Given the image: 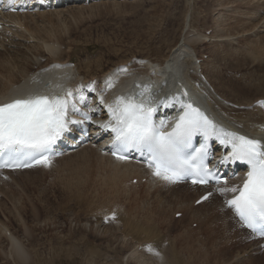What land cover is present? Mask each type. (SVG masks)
I'll list each match as a JSON object with an SVG mask.
<instances>
[{"label":"rangeland","instance_id":"1","mask_svg":"<svg viewBox=\"0 0 264 264\" xmlns=\"http://www.w3.org/2000/svg\"><path fill=\"white\" fill-rule=\"evenodd\" d=\"M217 1L219 0H175L174 2L171 0H105L91 6H83V9H85L81 11L75 6H73L75 7L73 9L69 6L67 8L65 7V9H60L61 13L56 12V10L58 11L56 9L50 12L42 10L39 13L26 14L19 17V21L21 20L20 23H22L21 25L27 19V23L23 27L17 24V22L13 23L12 19H6L3 16L2 18L4 20H0V53L5 52V47H11V50L17 49L21 53L29 54L30 61L37 62V64L33 66L29 65L27 69L35 73L39 71L44 72V70L55 63L54 60H57L58 64L61 62L63 64L70 63V66L74 68L73 74H75L74 77L72 75L71 78L73 79L71 81H74L76 79L82 80L85 75H91L87 72L85 64L83 63L90 62L94 64L102 58L106 73L118 70L120 65L127 63L134 67L136 66L135 69H137L146 64L145 61H150L155 65L160 64L162 67H165L175 55L176 49L192 40L190 44L195 54L198 55L197 58L204 60V64L201 63V65L203 64L205 66L206 62L212 60L213 64L211 67H216L217 69L220 67L223 74L221 79L218 80V85L226 88H221L219 90L220 92H217L218 90L216 91L217 87L212 82L213 87L215 86V89L211 87L213 90L206 83L207 89L204 95L206 104L207 106L209 105V110L217 113L221 117V121H226L228 125L239 126L240 123L238 122L241 119L235 115L237 113H246L247 110H250L249 107L252 106L242 105V107L241 103L253 101L262 96L257 95L255 88L239 89L244 84H249L251 79L253 81L255 79V81L264 79V58L252 62L250 66L245 64L238 66L236 60L217 62L215 61V57L211 59V52L212 48L217 47L213 46V44L218 42L220 51L224 52L220 44L221 39H213L210 36L219 27L221 30L225 29L226 32L218 30V36H229L232 32H235L234 36L226 39L229 42L228 47L231 49L229 50L227 47V50L234 51L232 53L230 52V54L241 55L248 49L250 46L248 45L249 43L252 44L257 40L256 43L264 45V29L263 31L259 30L264 21L260 23V26L258 24L259 21L256 22L257 18L254 16L253 11L251 12L252 9H248L249 7L244 4L250 2V0H224V5L222 4L220 7ZM251 17H255L256 20L253 22L250 19ZM235 22L237 25L234 26ZM243 23L244 25L249 24L250 26L252 23L254 25L256 23L257 29L255 28L249 33L247 31L241 33L245 31L239 27ZM28 30L30 31L28 32ZM34 31L40 35L42 34V36L38 33L34 34ZM45 33L50 37L48 35L43 36ZM45 36L49 38L48 40L51 39L48 45L51 48L54 46L52 50L41 42L43 40L40 41L37 39ZM244 36L246 40L242 44L239 42V38L243 39L245 38ZM196 37H198V40H196ZM195 41H198V43H194ZM12 42L20 43L21 45L18 48L17 46H13ZM38 42L43 45V49L41 48L43 51L41 52L42 56H35L30 52L32 50L31 47ZM95 47L97 52H95ZM187 47L182 49L187 50ZM243 48L244 50H242ZM244 56L249 57L248 54ZM0 59L3 60L2 55H0ZM193 59L191 56L186 58V60H191L192 67L195 62V56ZM4 63L12 67L10 62ZM188 66L189 64L186 63L185 73H183L182 77L187 78L186 81L191 90L193 88L203 90V85L190 79L187 71L189 69ZM78 69H83L81 71V78L76 77L80 76L77 72ZM193 69L195 68L193 67ZM204 73L206 74V72ZM100 75L104 74L100 73ZM27 76L35 79L37 75L28 72ZM0 78V85L4 84L2 80L4 79L3 76L1 75ZM166 78L167 84L168 81H173L171 79L172 77ZM205 78L207 77L205 76ZM96 83L100 85L99 79H97ZM43 84V89L45 90L42 92H46L47 88L57 85L54 82L49 83V80L40 83L31 82L25 85V90L27 91L28 88L31 91L27 92H33L37 86L42 87ZM60 86L63 87L61 84ZM158 87L160 88V86ZM228 87L231 88L228 89ZM160 89L161 91L164 90L162 88ZM137 91H140V89H137ZM213 99L217 100L222 106L224 105L223 107L227 110L235 109L237 113H234L235 115L233 114V116L225 113L220 107H216ZM256 109L253 108L252 110ZM241 125L242 127L246 126L245 123H241ZM254 129L256 128H252L253 132H255ZM252 130L250 129L248 131L252 132ZM94 145L95 147L83 148L75 152V154H70V156L68 155L63 160V157L60 158L61 160L54 159L50 166H45L32 172L30 171L24 175L18 173H14V175L7 174L6 176L11 179L10 182L2 180V174L0 175V184L2 185H0V228L4 226L8 228L20 243L21 248H23L21 256L18 257L14 254V251H11V243L0 232V264H138L135 261V255L132 256L131 252L137 250V254L139 255H144L143 252H145V258L143 256L145 260L149 257V254L151 256L148 247L151 245L154 248L157 244L159 245H157L158 249L162 247V249L167 250L169 247H175V251L178 253V257L181 258L182 264H241L238 256L245 252L248 253L252 246H256L257 242L255 240L253 241V239L237 240V236H233L231 228L226 231H220L219 225L216 223L214 217L210 216L207 219L205 215L207 212H211L212 208H224L225 198L220 192L221 195H218L217 201L213 200L210 204L205 206L201 205V208L193 209L191 203L196 198L195 195L190 197L189 194L194 189L190 187L177 189L166 186L164 190H160L155 195L154 192L159 186V182L157 181H161L155 176H153L154 189L148 188L149 183H147V186L146 183L134 185L136 188L133 190H130L131 186L128 188L123 186L118 187L123 182H113V180L107 177L106 171H103L104 163L107 166L105 157L94 155L91 158L89 156L84 158L85 153L88 151L91 152V148H96V144ZM80 158L82 162L79 161ZM82 159H88L89 161L86 160V162ZM100 159L103 160V165ZM78 174L80 176H76ZM80 179L84 180V184ZM129 180L132 181L131 179ZM67 183L70 184L68 185ZM71 185L72 187H70ZM68 186L71 188L70 191ZM99 186L102 187L99 188ZM72 188L75 189L72 191ZM148 191L153 192V198L147 196ZM73 193L74 195L77 193L84 194L82 196L77 194L75 196L78 198H75ZM182 193L185 196L189 195L187 197L190 198L186 204L181 203L179 207L180 204H178V201L180 202V200L176 199V196L183 195ZM216 193L214 194L215 197ZM155 198H159L163 202V205L155 202ZM15 203H18V206ZM184 204L189 208V212L185 213L181 209ZM15 208L18 211H15ZM176 211L184 215L176 219L174 217V212ZM217 211L222 213L220 209ZM113 214L116 218L111 220L110 217L113 216L110 215ZM119 215L122 219H125V217L126 219H132L128 220L133 222L131 225L135 229V231L132 229L134 234L137 232L136 230L139 231V228L141 229L144 226L148 228L157 227L156 231L154 230L156 232L154 235H158L154 236L156 242L152 238H150L151 240L148 238L141 240V237L136 238L138 234L136 233L135 236L131 229L126 228L131 232L126 229L124 230L122 222L126 224V220H122L118 217ZM222 216L228 219L225 213H222ZM116 219L118 220L116 221ZM145 219H151V221L148 220L146 222L147 220ZM199 219H203L204 222L202 225ZM86 224L91 229H87ZM194 224L198 225V227L192 228ZM214 227H216V230H214ZM162 238H168V243L165 247L160 245L164 241H167ZM145 245L149 246L145 247ZM140 246L142 250H138ZM10 254L11 256L14 254V256L11 257ZM251 259L253 260L252 262L248 260L242 264H264V252L258 254V251H255V255Z\"/></svg>","mask_w":264,"mask_h":264},{"label":"bare ground","instance_id":"2","mask_svg":"<svg viewBox=\"0 0 264 264\" xmlns=\"http://www.w3.org/2000/svg\"><path fill=\"white\" fill-rule=\"evenodd\" d=\"M172 2H174L175 0H171ZM138 2V1H137ZM219 4V7H220V5H222L223 3H224V0H219V1H217ZM226 2V1H225ZM243 2H245V1H243ZM229 3V2H228ZM240 3V2H239ZM244 4H246L249 8L248 9H252L251 10V12L253 11V14H254V16L257 18V21L256 22H258L259 21V26H260V23L262 22V21H264V0H250V2H246V3H244ZM224 5V4H223ZM83 6L85 7V6H87V5H81V6H75V7H77V9L79 8V10L81 11V10H84L83 9ZM91 6V5H90ZM226 6H228V5H226ZM67 7H69V6H67ZM66 7V8H67ZM75 7H73V6H71L70 8L71 9H73V8H75ZM82 7V9H80ZM230 7V6H229ZM69 8V9H70ZM96 8V7H95ZM120 8V7H119ZM60 9H65V7H62V8H58V11L56 10V12H59V13H61V10ZM68 9V10H69ZM114 9H115V7H114ZM67 10V11H68ZM76 10V9H75ZM78 10V11H79ZM132 10V9H131ZM44 11H46V10H44ZM94 11H95V9H94ZM98 11V10H97ZM35 12H38V11H35ZM63 12V11H62ZM71 12V11H70ZM84 12V11H83ZM99 12V11H98ZM75 13V12H74ZM239 13V12H238ZM26 14H28V13H23V14H11V13H0V20H4V18H10V19H12L13 20V23H16L17 22V24H20V26L21 27H23V26H25L26 24L25 23H27L26 21H27V19H26V21L24 20V24L23 25H21L22 23H20V21H19V17L20 16H23V15H26ZM44 14V13H43ZM68 14V13H67ZM79 14V13H78ZM38 15V14H37ZM55 15V14H54ZM92 15V14H91ZM240 15V14H239ZM4 16V18H2ZM56 16V15H55ZM168 16V15H167ZM242 16V15H241ZM244 16V15H243ZM252 16V15H251ZM29 17V16H28ZM41 17V16H40ZM54 17V16H53ZM59 17V16H58ZM253 17V16H252ZM250 18L253 22L256 20V18L254 17V18ZM26 18V17H25ZM24 18V19H25ZM36 18V17H35ZM41 19V18H40ZM240 19V18H239ZM58 20V19H57ZM80 20H82V19H80ZM18 21H19V23H18ZM70 21V20H69ZM83 21V20H82ZM8 22V21H7ZM33 22V21H32ZM168 22V21H167ZM61 23V22H60ZM242 23V22H241ZM263 23V22H262ZM28 24H29V22H28ZM39 24V23H38ZM42 24H44V23H42ZM166 24V23H165ZM264 24V23H263ZM263 24H261V27H260V31H263V29H264V27H263ZM46 25V24H45ZM57 25V24H56ZM235 25H237V23L235 22V24H234V26ZM72 26V25H71ZM216 26L218 27V25L216 24ZM27 27V26H26ZM25 27V28H26ZM79 27V26H78ZM239 27H240V29L241 30H245V31H243V32H241V33H245L246 31L249 33L250 31H252L253 29H255L256 28V23H255V25H254V23H252L251 24V26L249 25V24H245L244 25V23L243 24H240L239 25ZM44 28V27H43ZM22 29V28H21ZM28 29H30L29 27H28ZM47 29V28H46ZM236 29H239V28H236ZM257 29V28H256ZM206 30V29H205ZM218 30H220V31H222V32H226L225 31V29H220V27H219V29ZM218 30H215V31H213L212 33H213V35H211L210 37L211 38H213V39H221V41H220V44L222 45V47H223V51L224 52H222V51H220V48H219V46H218V43H214L213 44V46H217L216 48H212V52H211V59H212V57H215V61H217V62H225L226 60L227 61H233V60H236L237 61V65L238 66H243V64H245V65H248V66H250V64L252 63V62H255L256 60H260L261 58H264V45H261V44H258V43H256L257 42V40L256 41H254L252 44H248V45H250L249 47H248V49L243 53V54H241V55H234V54H230V52L232 53V52H234V51H228L227 50V47H228V45H229V42H227L228 40H226V39H228L229 37H232V36H234V34H235V32H232L229 36H218ZM240 30V31H241ZM30 30H28V32H29ZM207 31V30H206ZM235 31V30H234ZM35 32V31H34ZM53 32V31H52ZM57 32V31H56ZM59 32V31H58ZM70 32V31H69ZM26 33V32H25ZM36 33H38V32H35L34 34H36ZM42 33V32H41ZM48 33V32H47ZM211 33V34H212ZM264 33V32H263ZM39 34V33H38ZM15 35V34H14ZM21 35V34H20ZM40 35V34H39ZM44 35H46V33L45 34H43V36ZM48 35V34H47ZM46 35V36H47ZM194 35V34H193ZM19 36V35H18ZM26 36V35H25ZM33 36V35H32ZM38 36V35H37ZM40 36H42V34L40 35ZM39 36V37H40ZM46 36L45 37H41V38H37V39H39L40 41L41 40H43V41H41V42H43L44 44H46L48 47H49V41L51 40H48L49 38H46ZM21 37V36H20ZM23 37V36H22ZM35 37V36H34ZM48 37H50L49 35H48ZM52 37V36H51ZM200 37H201V35H200ZM209 37V38H210ZM245 37V36H244ZM26 38V37H25ZM30 38V37H29ZM198 37H196V40H198L197 39ZM202 38V37H201ZM35 39H36V37H35ZM44 39H47V40H44ZM10 40V39H9ZM38 40V41H39ZM195 40V39H194ZM241 40V41H240ZM244 40H246V37L245 38H239V42L240 43H244L245 41ZM7 41V40H6ZM212 41V40H211ZM9 42V41H8ZM189 42V41H188ZM192 42V40L189 42V43H184V44H182L180 47H178L177 49H176V51H175V55L170 59V61L166 64V66L165 67H162L160 64H153V63H151L150 61L149 62H147V61H145V63L146 64H144V65H142V66H140V68H137V69H135L136 68V66L134 67L133 65H130V64H122V65H120L119 67H118V70H114L113 72H105V66H104V60H103V58L102 59H100L98 62H96V63H90V62H86V63H83V64H85V69H87V72L88 73H90L91 75H85L83 78H82V80H79V79H76V80H72V81H70L69 82V80H71V77H72V75H73V77H74V75L75 74H73V72H74V68H72L71 66H70V63H66V64H63L62 62L60 63V64H58V62H57V60H54L55 61V63L52 65V66H50L49 68H47L46 70H44V72L43 71H39V72H33V71H31V70H28L27 69V67L29 66V65H31V66H33L34 64H37V62H33V61H30V55L29 54H24L23 52V54L20 52V50L19 51H17V49L16 50H11L10 48H8V47H5V52L4 53H0V55H2L3 56V60L2 59H0V76L2 75L3 76V78L4 79H2L3 80V83L4 84H1L0 85V103H6V102H8V101H10V100H12L13 98H26V97H28V96H33L35 93V95H38L37 93L38 92H27V91H31V90H29L28 88H27V91L25 90V85L26 84H30L31 82H34V83H40V82H42V81H45V80H49V83H51V82H54V83H57V85L54 87V86H52V87H50V88H47V91L46 92H42L43 90H45V89H43L44 87V84L42 85V87H39V86H37L36 87V89L37 88H40L41 89V91H40V93H39V95H43V96H46V95H49V97L50 98H53V97H65V98H67L68 99V96L66 95L69 91L74 95V96H76V94H77V91H78V89H83V91L85 92V93H88L89 91H91V92H93V93H95L93 96H89V98H90V101H91V103H92V105H91V107H90V112L93 114V112L94 113H97V115H96V117H95V119H97L98 121H100L101 122V125H106V124H110V123H112V124H114L115 122L112 120V118H111V115H110V113H109V106L110 105H112V106H114L115 104H116V102H117V100L119 99V98H124V100L125 101H127L129 98H132L136 103H143V104H145L146 105V107L147 106H149V105H157V106H160V103H158L157 102V100H158V97L156 98V96L155 97H153L152 99H153V101L151 102V103H149V100H147V97L146 96H149V93H150V87H149V85H151V86H160V84L163 82V80L164 79H166L167 80V78L166 77H172L171 79H173V81L171 82V81H168V87L169 88H173L174 90H176L177 89V87H176V84H177V82H183V83H186L187 85H188V82L186 81L187 80V78L185 79V78H183L182 76H183V73H185L184 71H185V64L187 63V64H189V69H187V71H188V74H189V77H190V79L192 80V81H194V82H196V83H198L199 82V84H201V85H203V90L202 89H200L199 90V88H196V89H194L193 87V91H195V92H200V93H202V94H204L205 92H206V89H207V86H206V83L209 85V88L210 89H212L211 87H213V85H212V83L217 87L216 88V91L217 92H220L219 90L221 89V88H226V87H224V86H219L218 85V80H220L221 79V77L223 76V74H222V72H221V69H220V67H218L219 69H217L216 67H211V65L213 64V61L212 60H210L209 62H206V64H205V66L203 65L204 64V62L202 61V65H201V63L200 64H198L197 65V63H195L194 62V64H193V67L195 68V69H193L192 70V66H191V64L192 63H190V61L191 60H186V58L188 57V56H191V58L193 59L194 58V56H195V60L196 59H199V58H197L198 57V55H196L195 54V51H194V49L192 48V46H191V43ZM215 42H217V40H215ZM227 42V43H226ZM4 43V42H3ZM194 43H198V41H195ZM193 43V44H194ZM256 43V44H255ZM211 44V43H210ZM209 44V45H210ZM4 45V44H3ZM2 45V46H3ZM9 45V44H8ZM12 45L13 46H19V45H21L20 43H15V42H12ZM195 45V44H194ZM43 45L41 44V43H37V44H35V45H33L32 47H31V53H33L35 56H42V53L41 52H43L42 51V49H43V47H42ZM51 46V45H50ZM53 46V45H52ZM186 46H188L186 49L187 50H185V49H182V48H184V47H186ZM247 46V45H246ZM245 46V47H246ZM48 47H47V49H48ZM19 48V47H18ZM42 48V49H41ZM49 48H51V47H49ZM52 48H54V46L52 47ZM52 48H51V50H52ZM229 48V47H228ZM55 50V49H54ZM97 49H96V47H95V52H97L96 51ZM229 50H231L230 48H229ZM242 50H244V48L242 49ZM241 51V50H240ZM50 52V51H49ZM58 52V51H57ZM201 52V51H200ZM32 54V55H33ZM52 54H53V52H52ZM245 54H248L249 55V57H246V56H244ZM59 55V54H58ZM179 55H180V58H179ZM185 60V61H184ZM53 61V60H52ZM59 61V60H58ZM182 61H184V62H182ZM193 61H194V59H193ZM4 62H10L11 64H12V67H10V66H8V65H6ZM142 63V62H141ZM143 64V63H142ZM77 65V64H76ZM139 65V64H138ZM210 65V66H209ZM197 66V67H196ZM206 67V68H205ZM201 69V73L202 74H204L207 78H205V76H204V79H205V81H202L201 79H200V77L198 76V71ZM176 70H178V72L179 73H177L176 74ZM206 70V71H205ZM81 71H83V69H78V73H79V75L80 76H76V77H78V78H81ZM190 71H193V72H190ZM28 72H32L33 73V75H37L36 76V78L35 79H37L36 81H33V80H35V79H33V78H29L28 76H27V74H28ZM204 72H206V74L204 73ZM100 73L101 74H104V75H100ZM209 78H210V80H209ZM1 79V78H0ZM19 79V80H18ZM97 79H99V82H100V85H98L97 83H96V81H97ZM256 80V79H255ZM253 81L252 79L250 80V82H249V84H244L243 85V87H241L239 90H244V89H246V88H255L256 89V93H257V95H262L261 97H258V98H256V99H254L253 101H245V102H242L241 103V106L242 105H245V106H250V105H253L255 102H257L258 100H261V99H263L264 100V79H262V80H257V81ZM15 82V83H14ZM212 82V83H211ZM139 83H142L141 85H139ZM60 84L63 86V87H61L60 86ZM9 85V86H8ZM13 85H15V87H13L12 88V86ZM191 85V84H190ZM199 86V85H198ZM214 86V87H215ZM213 87V88H214ZM137 88H140V90H141V92H142V94L140 93V94H137L136 93V90H137ZM231 87H228V89H230ZM35 89V90H36ZM162 89H164V88H162ZM215 89V88H214ZM35 90H33V91H35ZM213 90V89H212ZM58 91H62V93H61V96H58ZM139 92V91H138ZM211 93H213L212 91H211ZM215 94V93H214ZM217 94V93H216ZM210 95H212V94H210ZM98 96H101L100 98L98 97ZM216 96V95H215ZM214 96V97H215ZM210 97V96H209ZM222 97V96H221ZM217 98V97H216ZM227 100V99H226ZM181 103H182V101H180V100H174V102L173 103H167V101L165 100V103L162 105V106H160V111H161V114H164V112L163 111H166V110H170V112L169 113H166V114H164V117H163V121H160V123L161 122H166V126L164 127V129L165 130H168V129H171L172 128V126L174 125V123H176L177 121H178V119H179V116H180V106H181ZM213 103L216 105V107H220L225 113H228V114H230V115H232L233 116V114L234 113H237V112H235L236 110L235 109H231V110H227L225 107H223L217 100H215V99H213ZM209 104V103H208ZM240 106V107H241ZM208 107H209V105H208ZM243 107V106H242ZM158 108V107H157ZM214 108V107H213ZM256 110H247L246 111V113H244V114H240V113H237L235 116H238L240 119H241V121L240 122H238V123H240V125L239 126H236V125H228L227 124V122L226 121H221V119H220V116L217 114V113H214L213 111H212V113H213V116L215 117V118H217L220 122L219 123H223L226 127H227V130H228V132L230 133L231 131H234V132H240V133H242L244 136H247V137H249V138H251V139H256V140H259V141H261V142H264V105H261V106H256ZM209 109V108H208ZM212 109V108H211ZM217 109V108H216ZM213 110V109H212ZM211 111V110H210ZM219 112V111H218ZM219 113H221V112H219ZM224 114V113H223ZM222 115V114H221ZM225 115V114H224ZM243 120H245V121H243ZM239 121V120H238ZM230 123V122H229ZM233 123V122H232ZM231 123V124H232ZM241 123H245V125L246 126H244V127H242V125H241ZM247 123V124H246ZM256 128V129H254V131L256 132H253V130H252V128ZM252 130V132H250V131H248V130ZM107 133V135L105 136V140L110 136V134L112 133L111 132V130L110 129H104L103 128V132H102V134H104V133ZM101 142H99L98 144H96V148L94 149H92L91 148V152H87V153H85V157L84 158H86V156H89V158H91V156H94V155H99L100 157H105L106 158V160H107V166H105V163H104V168H103V170L104 171H106L108 174H107V177H109L111 180H113V182H115V183H120V182H125V181H127V180H129V179H131V180H133V179H135L136 177L137 178H139V179H142V178H144V176H143V174H145V173H147V168H145V166L144 165H142V164H137V163H133V162H118V161H115V160H113V159H111V157L107 154V153H105L104 151H102V146H101ZM94 145V144H93ZM89 147V146H88ZM87 148V147H86ZM81 153V152H80ZM68 156V155H67ZM67 156H64L63 158H62V160L65 158V157H67ZM70 156V155H69ZM72 156V155H71ZM81 157V156H80ZM82 158V157H81ZM81 158H80V160L79 161H81ZM88 158V159H89ZM98 159H99V157H97ZM68 159V158H67ZM78 159V158H77ZM88 159H82V160H87V161H89ZM97 159V160H98ZM102 159V158H101ZM100 159V160H101ZM54 159H52L51 160V163H52V161H53ZM55 160H58V159H55ZM59 160H61V159H59ZM91 160V159H90ZM96 160V159H95ZM105 160V159H104ZM73 161H76V160H73ZM86 161V162H87ZM102 161V165H103V160H101ZM82 162V161H81ZM92 162V161H91ZM95 162V161H94ZM62 163V162H61ZM60 163V164H61ZM69 164V163H68ZM71 164V163H70ZM80 164V163H79ZM91 164V163H90ZM97 164V163H96ZM75 165V164H74ZM58 166V165H57ZM71 166V165H70ZM108 166H109V168H108ZM42 167H45L44 165H41V166H37V167H35V168H32V169H28V170H25V171H18V172H8V173H1L2 175H7V174H10V175H14V173H18V174H25V173H28V172H32L33 170H37V169H39V168H42ZM91 170V169H90ZM77 171V170H76ZM149 171V170H148ZM71 172V171H70ZM77 172H80V171H77ZM72 173V172H71ZM0 174V175H1ZM97 174V173H96ZM99 174V173H98ZM9 175V176H10ZM53 175V174H52ZM75 175V174H74ZM87 175V174H86ZM76 176H80L79 174L78 175H76ZM156 178H158V179H160L161 181H157V182H159V186L158 185H156V186H158L157 187V189H156V191L154 192V194L156 195V194H158L159 192H160V190H164V186L167 184V183H169V182H167V181H165V180H163V179H161V178H159V177H157L156 175H154ZM82 177V176H81ZM61 178V177H60ZM65 178V177H64ZM155 178V179H156ZM63 179V178H62ZM83 179V178H82ZM107 179V178H106ZM21 180V179H20ZM73 180V179H72ZM81 180V179H80ZM154 180V179H153ZM59 181V180H58ZM82 181V183L84 184V180H81ZM106 181V180H105ZM108 181V180H107ZM152 180H150L148 183V188H150V189H154L153 188V181L151 182ZM52 182V181H51ZM73 182V181H72ZM101 182V181H100ZM156 182V183H157ZM242 182V179L241 178H238V179H235V180H231V181H229L227 184H225L223 187H227V188H231V187H233V186H240V183ZM6 183V182H5ZM87 183V182H86ZM111 183V182H110ZM155 183V182H154ZM68 184V183H67ZM70 184V183H69ZM68 184V185H69ZM107 184V183H106ZM121 184V183H120ZM171 186H172V188H177V189H180V188H182V187H190V188H192V189H194L193 190V192L191 193V194H189L190 195V197H192V196H198L199 197V195H200V192L201 191H206V189H209V188H201V187H198V186H194V185H191V184H189V183H185V184H182V185H173V184H171V183H169ZM1 185V184H0ZM72 185H73V183H72ZM72 185L70 186V187H72ZM88 185V184H87ZM86 185V186H87ZM98 185V184H97ZM155 185V184H154ZM2 186V185H1ZM147 186V185H146ZM156 186H155V188H156ZM8 187V186H7ZM6 187V188H7ZM58 187V186H57ZM67 187V186H66ZM74 187V186H73ZM78 187V186H77ZM77 187H75V188H77ZM82 187H83V185H82ZM100 187H102V186H99V188ZM166 187V186H165ZM223 187H221V188H223ZM10 188V187H9ZM68 188H69V186H68ZM68 188H65V189H68ZM74 188V189H75ZM105 188V187H104ZM70 189L71 188H69V191H70ZM73 188H72V191L74 190ZM82 189V188H81ZM215 189H217V188H215ZM77 190V189H76ZM83 190V189H82ZM92 190V189H91ZM210 190V189H209ZM47 191V190H46ZM87 191V190H86ZM40 192V191H39ZM64 192V191H63ZM75 192V191H74ZM78 193H79V191H77ZM83 192V191H82ZM220 191H218L217 193L218 194H220L219 193ZM77 193V194H78ZM80 193H81V191H80ZM85 193V192H84ZM83 193V194H84ZM69 194V193H68ZM77 194H75V195H77ZM83 194H78V195H83ZM146 194V193H145ZM183 195H177L176 197V199H178V200H180V202L178 201V204H181V203H185L186 204V202H187V200L190 198V197H187V196H189V195H187V196H185V194L184 193H182ZM199 194V195H198ZM73 195H74V193H73ZM74 195V196H75ZM88 195V194H87ZM86 195V196H87ZM235 194L234 193H228L227 195H226V198H230V197H232V196H234ZM69 196V195H68ZM113 196V195H112ZM130 197H131V195H129ZM148 197H151V198H153V192H150V191H148V195H147ZM71 197V196H70ZM197 197V198H198ZM75 198H78V197H76L75 196ZM74 197H73V199H75ZM115 198V197H114ZM185 198V199H184ZM10 199V198H9ZM72 199V198H71ZM105 199V198H104ZM148 199V198H147ZM175 199V198H174ZM81 200H82V198H81ZM138 200V199H137ZM155 200V202H158V204H162L163 205V202L159 199V198H155L154 199ZM197 200V199H196ZM196 200H193V202L192 203H194ZM215 200L217 201V197L215 198ZM78 201H79V199H78ZM176 201V200H175ZM16 202V201H15ZM19 203V202H18ZM17 203V204H18ZM191 203V204H192ZM209 203H211V202H208V204ZM1 204V203H0ZM13 204H14V202H13ZM16 203H15V205H17ZM81 204H83V203H81ZM112 204V203H111ZM185 204L182 206V208L181 209H183V211L186 213V212H189L188 211V207H187V205L185 206ZM103 205V204H102ZM177 205V204H176ZM206 205V204H205ZM18 206V205H17ZM17 206H16V208H17ZM159 206V205H158ZM226 206V205H225ZM15 208V211L17 210L18 211V209H16ZM98 208V207H97ZM137 210V209H136ZM217 210H219V208L217 207V209L216 208H212V211L210 212L209 211V213L207 212L206 213V217H207V219H209L210 218V216H212V217H214V219H215V221H216V223L219 225V229H220V231H226V230H228L229 228H231V232H232V234H233V236H237V240H240V239H242L243 237L245 238V239H253V240H257L256 239V237L255 236H253L250 232H248L246 229H244L243 227H242V225H238L237 224V222L236 221H232V217H231V211L230 210H227V213H225L226 214V216H228V219H225V218H223V216H222V213H219V211H217ZM108 211V210H107ZM101 212V211H100ZM110 212V211H109ZM19 213V212H18ZM122 213V212H121ZM115 214V213H114ZM124 214V213H123ZM175 214H178V211H176V212H174V215ZM103 215V214H102ZM124 215H126V214H124ZM150 215V214H149ZM152 215V214H151ZM184 215V214H183ZM182 215V216H183ZM111 216V215H110ZM122 216V215H121ZM118 217H120V215L118 216ZM149 217V216H148ZM121 218V217H120ZM119 218V219H120ZM124 218V217H123ZM154 218V217H153ZM122 219V218H121ZM129 218H127L126 219V217H125V219H122V220H126V224H124V222H122L123 223V225H124V230L126 229V228H128L129 230L131 229V231L133 232V234H134V231H135V229H133V225H131V223L133 224V222H130L129 220L131 219H129ZM141 219V218H140ZM143 219V218H142ZM151 219H152V216H151ZM151 219H148V220H150L151 221ZM205 219V218H204ZM118 219H116V221H117ZM132 220V219H131ZM145 220H147V219H145ZM148 220L146 221V222H148ZM134 221V220H133ZM214 221V222H215ZM146 222H145V224H146ZM155 222V221H154ZM153 222V223H154ZM162 222V221H161ZM199 222H200V224L202 225L203 224V219H199ZM118 223H120V225L121 226H123L122 224H121V222L120 221H118ZM117 223V224H118ZM149 223H151V222H149ZM148 223V224H149ZM211 223L213 224V222L211 221ZM116 224V225H117ZM138 224V223H137ZM142 224V223H141ZM140 224V225H141ZM144 224V223H143ZM142 224V225H143ZM144 224V225H145ZM119 225V224H118ZM117 225V226H118ZM153 225V224H152ZM156 225V224H155ZM2 226V225H1ZM86 226V228L87 229H91V228H89V225L88 224H86L85 225ZM134 226H136V225H134ZM148 226V225H147ZM150 226V225H149ZM214 226V225H213ZM92 227V226H91ZM139 227V226H138ZM140 227H142V226H140ZM238 227V228H237ZM122 228V227H121ZM155 228V227H154ZM153 227H150V228H148V227H142L141 229L139 228V231L138 230H136L137 232V236H136V238L137 237H141V240H143V239H150V238H152V239H154L155 240V235H154V233H156V232H154V230L156 231V228L154 229ZM240 228V229H239ZM134 231H133V230ZM153 229V230H152ZM127 230V229H126ZM129 230H127V231H129ZM214 230H216V227H214ZM131 231H129V232H131ZM212 231V230H211ZM0 232H1V234H3L4 235V238L8 241V242H10L11 243V251H14V254H16L18 257H20L21 256V251H22V249L23 248H21V246H20V243L18 242V240L11 234V232L9 231V229L8 228H6L5 226L2 228H0ZM7 233H10V236H8L7 235ZM139 233H141V234H143V235H139ZM242 233V234H241ZM132 234V233H131ZM132 234V235H133ZM133 235V236H134ZM113 236V235H112ZM111 236V237H112ZM156 236H158V235H156ZM160 237V236H159ZM157 238V237H156ZM151 240V239H150ZM153 241V240H152ZM152 241H150V242H152ZM148 242V241H147ZM155 242H156V240H155ZM153 243V242H152ZM159 244H160V242H158ZM226 243H228V242H226ZM138 244V243H137ZM139 244H140V242H139ZM149 244V243H148ZM154 244V243H153ZM152 244V246L154 247V245H156V244H154L153 245ZM141 245V244H140ZM158 245V244H157ZM156 245V246H157ZM161 245V244H160ZM146 246H149V245H145V247ZM154 247V248H152L151 247V245H150V247L154 250V251H152L151 252V256H150V254H149V257H147L145 260L143 259V256L145 255V252H143L144 253V255H142V254H137V250H135L134 252H131L132 253V256H134V258L136 257V260L135 261H137L138 262V264H182L181 263V258H179L178 257V253L175 251V247L174 248H172V247H167L168 249L167 250H164V249H162V247L161 248H159L158 249V246L157 247ZM162 246V245H161ZM223 246H225L224 244H223ZM252 246V245H251ZM137 247V246H136ZM250 247V246H249ZM249 247H248V249H249ZM254 247L255 246H252V248H251V250L250 251H248V253L247 252H245V253H243L242 255H239L238 256V260L241 262V264L242 263H245L246 261H250L251 260V262L253 261L251 258H253L254 257ZM137 249V248H136ZM253 249V250H252ZM247 251V250H246ZM156 252H158L159 253V255H157L156 254ZM11 253V252H10ZM150 253V252H149ZM8 254V253H7ZM14 254H13V256H14ZM148 254V253H147ZM24 255V254H23ZM136 255H138V256H136ZM7 256V255H6ZM10 256H11V254H10ZM13 256H11V257H13ZM32 256V255H31ZM28 257V256H27ZM257 257V256H256ZM134 258H133V260H134ZM144 258H145V256H144ZM14 259V258H13ZM136 262V263H137ZM261 263V262H260Z\"/></svg>","mask_w":264,"mask_h":264},{"label":"snow or ice","instance_id":"3","mask_svg":"<svg viewBox=\"0 0 264 264\" xmlns=\"http://www.w3.org/2000/svg\"><path fill=\"white\" fill-rule=\"evenodd\" d=\"M14 3V0H12ZM72 96L69 91L66 94ZM84 97L81 96V102ZM79 112L75 103L65 97L35 95L0 103V170L32 167L34 164L50 166L52 146L56 140L70 130V124L77 121L69 118V108ZM184 113L171 132L163 131L166 122L158 126L153 121L152 107L119 98L109 113L114 124L101 125L114 133L113 155L117 159H128L127 153L135 150L145 158L154 175L177 183L190 178L193 184H207L209 180L221 183L220 178L209 171L207 145L189 152L193 136L203 133L206 137L216 133V126L198 108L190 103L183 104ZM85 120L91 119L80 112ZM217 139L220 143H231V162L246 163L249 169L242 186L223 187L219 191L236 194L227 204L239 217L240 222L253 233L264 236V142L236 133L225 132ZM223 137H229L225 140ZM225 157L221 163H228ZM226 183V181H224ZM211 195V193H209ZM205 196L204 199H207ZM115 219V216L112 217ZM148 251H154L150 246ZM159 255L158 252H156Z\"/></svg>","mask_w":264,"mask_h":264}]
</instances>
